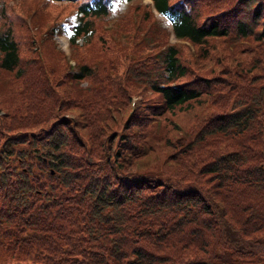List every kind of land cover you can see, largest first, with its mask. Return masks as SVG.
I'll list each match as a JSON object with an SVG mask.
<instances>
[{
    "label": "trees",
    "instance_id": "1",
    "mask_svg": "<svg viewBox=\"0 0 264 264\" xmlns=\"http://www.w3.org/2000/svg\"><path fill=\"white\" fill-rule=\"evenodd\" d=\"M70 1L77 12L70 24L73 43L94 34L90 18L109 13L115 0ZM151 5L168 19L174 37L199 45L200 52L187 62L177 45L167 43L149 57L141 87L154 94L138 105L141 117L132 123L206 103L213 107L205 108L184 147L190 150L204 137L211 145L212 133L225 147H234L201 166L213 177L205 187L181 175H146L121 166L98 137L100 123L111 108L119 111L123 95L100 92L73 103L74 90L66 96L51 88L47 75L59 73L51 66L43 69L28 50L29 36L17 39L1 14L0 72L7 79L0 88L11 94L6 100L1 96L0 104V233L15 240L13 259L6 264H165L181 256L175 264H215L214 239L264 232V205L258 203L264 197V157L256 158L264 153L255 149L264 145V82L255 83L264 78V54L248 46L252 58L241 61L221 50L224 40L211 45L208 39L228 33L263 39L264 0H238L204 18L196 0H151ZM77 67L62 75L74 81L93 75L85 63ZM127 86L135 89L132 82ZM229 94L237 97L231 100ZM57 100L65 110H78L73 123L90 129L89 143L63 114L50 115ZM120 137L132 147L136 141L130 140L139 134L128 129ZM9 242L1 238V248ZM241 242L234 246L239 257L233 260L248 253L242 248L248 241Z\"/></svg>",
    "mask_w": 264,
    "mask_h": 264
},
{
    "label": "rangeland",
    "instance_id": "2",
    "mask_svg": "<svg viewBox=\"0 0 264 264\" xmlns=\"http://www.w3.org/2000/svg\"><path fill=\"white\" fill-rule=\"evenodd\" d=\"M236 1L238 2V0H222V2L221 0H196V6L199 7V17L204 18L210 11H217ZM1 14L7 15L17 39H24L26 34L29 36L30 49L28 50L31 56L37 58L43 69L46 70L51 66L54 72L59 73L47 75L51 88L61 91L66 96L71 94L70 88L74 90L73 103L88 97L91 99L92 94L102 96L100 92L111 94L117 99L123 95L119 111L111 108L109 110L111 116L100 123L98 137L102 138L104 146L110 152V159H112L111 152L117 154L115 159L121 166L146 175H158L161 172L181 175L183 180H196L205 187L204 182L213 177L203 174L200 171L201 166L211 157H217L219 152L234 147H225L224 143L216 138L215 133H212L210 137L211 145L206 144L207 141L203 142L204 137L199 139L190 150L184 147L188 143L186 140L193 139L195 131L202 123L200 117L206 111L205 108L213 107L206 103H203V106L192 104L190 108H181L164 114L159 112L148 116L144 122L137 125L132 123V120H138L141 117L140 113L138 114L140 110H137L138 105L154 94L147 87L142 89L141 69L146 66L145 63L150 59L149 57L167 43L177 45L178 52L187 62L197 60L200 52L199 45L190 40L175 39L171 36L167 20L151 8L150 0H115L109 13L90 18L94 34L89 35L87 41L77 37L73 43L67 37L71 32L70 24L75 20L77 12L75 3L70 0H0ZM85 38L87 39V36ZM208 39L211 45L212 43L219 45L220 40H224L227 44L225 43L221 50L225 54L228 52L234 54L241 61L252 58L248 46L251 49H259V53L264 54V38L258 41L250 36L240 37L228 33L223 38L211 36ZM223 61L228 62L229 66L234 64L229 58ZM80 62L91 68L93 75L90 78L74 81L62 75L76 70ZM242 64L246 68L248 63ZM256 70L260 72L261 69L256 68ZM240 71L243 72V70ZM240 77L237 72L236 79L242 82ZM259 77L261 76L256 77V84L264 82V78ZM6 79L7 76L0 72V84ZM126 79H128L127 85L132 82L135 89L131 90L125 84ZM249 85H252L251 82ZM10 94V90L5 86L0 92V104L1 96L6 100ZM229 95L231 100L237 97L234 94ZM60 103L57 100L50 115L63 114L66 123L72 126L77 134H82L88 142L90 129L83 123L81 126L73 123V118L76 120L79 118L78 110L74 106L65 110V105L60 106ZM134 114L137 115L134 117ZM210 126L211 124L208 127ZM128 129L139 134L137 140H134L135 137L130 140V142L138 143L132 147L127 142L124 145L121 142L120 135L126 134ZM98 149L101 151V146H98ZM255 149L264 153V145ZM263 157L262 154L256 156L257 159ZM176 171L181 174H177ZM258 203L260 206L264 205V197ZM3 223L5 224V221ZM1 238L10 239L7 248L0 246V263L6 264L13 259L15 240L5 231L0 233ZM243 240L248 241L242 245L248 253L243 260H233L232 256L239 257L234 251V246L241 247ZM213 241L210 248L212 258L216 257L215 264H255L256 261L264 260V232L262 231L255 232L252 237L240 235V237H232V241L224 242L219 239ZM182 259H184L183 256L175 261H167L165 264H175Z\"/></svg>",
    "mask_w": 264,
    "mask_h": 264
},
{
    "label": "snow or ice",
    "instance_id": "3",
    "mask_svg": "<svg viewBox=\"0 0 264 264\" xmlns=\"http://www.w3.org/2000/svg\"><path fill=\"white\" fill-rule=\"evenodd\" d=\"M69 35H71V33H69Z\"/></svg>",
    "mask_w": 264,
    "mask_h": 264
}]
</instances>
